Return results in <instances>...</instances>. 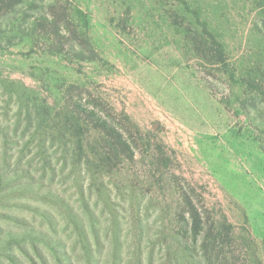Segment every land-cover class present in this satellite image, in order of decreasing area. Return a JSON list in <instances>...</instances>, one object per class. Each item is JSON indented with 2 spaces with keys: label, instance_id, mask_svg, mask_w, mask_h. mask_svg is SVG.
I'll return each mask as SVG.
<instances>
[{
  "label": "rangeland",
  "instance_id": "obj_1",
  "mask_svg": "<svg viewBox=\"0 0 264 264\" xmlns=\"http://www.w3.org/2000/svg\"><path fill=\"white\" fill-rule=\"evenodd\" d=\"M0 264H264V0H0Z\"/></svg>",
  "mask_w": 264,
  "mask_h": 264
},
{
  "label": "trees",
  "instance_id": "obj_2",
  "mask_svg": "<svg viewBox=\"0 0 264 264\" xmlns=\"http://www.w3.org/2000/svg\"><path fill=\"white\" fill-rule=\"evenodd\" d=\"M10 1V0H9ZM15 2V1H14ZM17 4V3H16ZM41 22V25H43V27H47V26H51L53 27V33L57 34V35H61V28H64V24L66 23V19L61 20V18H56V19H51L48 18L47 16H42L41 18L38 19ZM68 27V22L67 24ZM63 26V27H62ZM45 27V28H46ZM86 42H88L86 40ZM214 44H216V47H213V51L214 54L213 57L223 63L226 62V57H225V48L218 43L217 41L214 42ZM77 108H78V112H85L86 115L92 120V122L94 123V125L99 128L101 131H103L105 134H107L111 139H114V141L118 142L120 147L126 151L127 149H129V144L127 143V141L125 140V138L123 137V135L119 132L116 131V128L111 125L107 119L101 117L100 115H98V113L94 110V109H85L83 107V105L81 104H76ZM189 207H190V214H191V230H193L194 233V237L195 235H198L199 233L202 232L203 229V224H202V217L201 214L199 213L198 209L194 206V204L191 203V201L187 200ZM231 228V225H229V229ZM211 243L214 245L216 243V238H211ZM210 242H203L204 247H208L210 244L212 246Z\"/></svg>",
  "mask_w": 264,
  "mask_h": 264
}]
</instances>
